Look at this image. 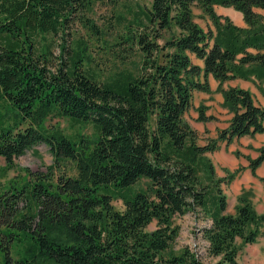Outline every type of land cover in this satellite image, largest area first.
I'll return each mask as SVG.
<instances>
[{"label":"trees","instance_id":"obj_1","mask_svg":"<svg viewBox=\"0 0 264 264\" xmlns=\"http://www.w3.org/2000/svg\"><path fill=\"white\" fill-rule=\"evenodd\" d=\"M97 1L109 0H0V156L9 167L42 143L53 157L45 171L27 170L21 184L12 179L0 192V264H240L235 241H253L251 225L264 216L249 202L226 212L221 184L234 174L216 176L205 154L217 141L197 144L183 116L193 92L209 90L211 74L232 111L219 139L264 133V107L251 92L221 87L236 77L264 82V0H131L127 12L113 11L120 30L108 24L118 63L106 80L83 68L105 33L93 18ZM196 5L213 28L195 20ZM215 5L241 12L244 25ZM48 35L61 40V55L41 42ZM50 117L89 122L96 136L73 138L46 126ZM199 118L207 119L203 110ZM63 161L73 174L57 171ZM262 163L264 147L248 165L253 172ZM141 178L146 187L132 191ZM197 208L210 220L202 232L215 261L188 246L169 250L178 234L174 217ZM13 242L23 247L20 256Z\"/></svg>","mask_w":264,"mask_h":264},{"label":"rangeland","instance_id":"obj_2","mask_svg":"<svg viewBox=\"0 0 264 264\" xmlns=\"http://www.w3.org/2000/svg\"><path fill=\"white\" fill-rule=\"evenodd\" d=\"M131 0H109L105 2H95L93 18L105 28V33L101 39H94L90 48V59L84 61L83 68L89 73H94L97 80H106L111 76L118 61L114 58L113 43L117 36L114 30L108 27L109 22H115L113 11L127 12L126 4ZM151 0H133L131 4L137 6H149ZM114 6H116L114 8ZM214 9L217 14L229 17L233 23L243 26L244 21L242 13L235 10L231 6L215 5ZM93 13V12H92ZM91 13V16H92ZM195 20L205 29L212 27V22L208 15L199 6L193 7ZM117 30L120 25L115 22ZM107 26V29H106ZM83 32L82 30H80ZM86 37V35H83ZM47 40V41H44ZM42 43H48L52 48L55 57L61 55L59 43L61 40L51 36L42 38ZM66 46L70 42H65ZM195 63L202 64V61L192 56ZM55 61L57 58H55ZM209 90H196L192 94L191 104L184 113V121L195 131L196 143L206 144L208 140L217 141V148L205 155L211 160L216 176L226 177L228 174H234L229 182L221 184L222 191L227 201L226 212L235 213L237 206L243 202H249L254 211L259 216H264V163L258 166L255 171L249 168V159L255 158L259 154V149L264 147V135H249L244 137H234L230 142L219 139L220 131L227 127L231 118L232 111L224 104V98L219 89V82L211 75H208ZM222 88L224 83L221 84ZM255 88V87H254ZM256 95L264 101V97L260 93L258 87L254 89ZM203 110L207 116L206 120L199 118V111ZM2 111H6L4 107ZM12 124L8 121L6 124ZM46 126L57 125L67 135L76 138L84 136L93 139L96 136L94 127L89 122L73 124L67 118L50 117L46 120ZM227 125V126H225ZM225 126V127H224ZM53 162V157L47 146L42 143L34 145L26 150L24 154L13 159L11 166H7L3 157L0 156V192L6 190L10 180H19L26 176L27 170L30 172L45 171L46 167ZM64 169L66 173L73 174L72 163L63 161L57 168V171ZM28 178V177H27ZM147 180L141 178L132 187V191L144 189ZM112 192L115 193L111 187ZM113 206L121 210L123 201L116 195L112 197ZM22 205V204H21ZM174 224L178 226V234L175 240L170 244L169 250L179 253L185 246L197 253L204 261H215L219 257H212L207 252L208 241L203 236L202 229L210 224V220L200 209H194L182 216H175ZM154 223L150 224L148 229H153ZM257 229V235L253 241H245L237 238L235 241L237 247V260L240 264H264V219H260L258 223L251 225ZM13 256H20L23 253V247L18 242L12 243ZM2 254L0 253V260ZM38 264H48L46 261H40Z\"/></svg>","mask_w":264,"mask_h":264},{"label":"crops","instance_id":"obj_3","mask_svg":"<svg viewBox=\"0 0 264 264\" xmlns=\"http://www.w3.org/2000/svg\"><path fill=\"white\" fill-rule=\"evenodd\" d=\"M223 83H224V87L225 88L231 87V86H237V87H240V88H244V89L249 90L251 92L253 98H254V101L257 104H259V105H261V106L264 107V101H262L260 99V97L258 95H256V92L254 91V89L257 86L258 89H259V91H260V93L264 97V95L262 93V87H264V82H259L253 76H250V78H247V79L242 78V77L232 78V79H229V80L224 81ZM231 117H232V114H231ZM228 124H229V122H228ZM227 125H225V126H227ZM255 134L256 135H264V133H255ZM244 136H249V135H243V136H240L239 138L244 137Z\"/></svg>","mask_w":264,"mask_h":264}]
</instances>
